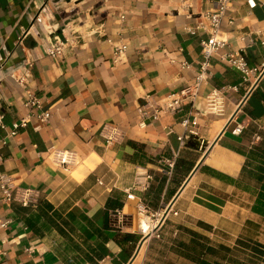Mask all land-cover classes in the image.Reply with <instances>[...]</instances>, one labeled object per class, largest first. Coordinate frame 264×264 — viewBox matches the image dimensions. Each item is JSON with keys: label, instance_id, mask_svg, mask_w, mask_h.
I'll return each mask as SVG.
<instances>
[{"label": "crops", "instance_id": "1", "mask_svg": "<svg viewBox=\"0 0 264 264\" xmlns=\"http://www.w3.org/2000/svg\"><path fill=\"white\" fill-rule=\"evenodd\" d=\"M215 1L0 0V169L39 193L35 206L0 193V221H10L0 226V264H198L181 253L195 233L239 260L240 249L250 256L254 243L264 246V0L232 1L222 23L228 45L214 56L195 103L140 126L145 97L160 99L195 77L204 13ZM38 14L43 23L33 24ZM65 25L66 54L51 58L43 45ZM122 42L128 48L115 61ZM241 49L263 69L256 82L244 83L224 58ZM27 90L52 116L47 123L32 117L12 135L29 112ZM214 91L217 111L208 107ZM105 124L122 133L111 145L100 135ZM50 147L76 151L80 163L55 165ZM140 203L172 211L161 237L144 241L134 258L147 221Z\"/></svg>", "mask_w": 264, "mask_h": 264}, {"label": "built area", "instance_id": "2", "mask_svg": "<svg viewBox=\"0 0 264 264\" xmlns=\"http://www.w3.org/2000/svg\"><path fill=\"white\" fill-rule=\"evenodd\" d=\"M233 0H216L215 5L212 9L204 13V17L207 20V24L203 26L207 31V36L201 39L202 46V58L199 62V67L196 71L195 77L188 82L179 91L170 93L160 99H155L150 96L144 98V102L139 105V113L141 116L140 126L145 127L147 125L148 119L151 115L158 116L163 112L178 113L182 111L185 104H194L196 98L199 94L200 87L203 83L207 82L212 74L213 58L216 53L228 45V39L223 35L222 23L227 16V12L231 6ZM43 23L41 14L34 17L33 24ZM68 29L67 25L62 28V36H57L55 41L44 44V52L51 58H64L66 54L67 46L71 40V37L66 34ZM193 32V30H191ZM28 31H24L22 36L19 37L18 45L23 43V40L28 35ZM111 41V40H110ZM128 46L126 43H120L114 48V60L118 61L121 59L123 54L126 52ZM224 58L229 62V64L237 69L241 75L244 83L256 82L263 73V69L257 65H251L250 59L244 50H239L237 52H227L224 54ZM183 67H190L187 62L182 63ZM21 83L24 82V77L19 80ZM232 89H237V86L231 87ZM218 98L219 95L216 91L211 93L208 98V107L211 111H217L218 109ZM24 105L28 109V114L23 117L20 121L14 122L10 130V134L16 135L21 128L28 125L32 117H35L40 123H47L52 116L49 109L43 106L41 98L32 91L27 90L24 98ZM4 113L0 110V127H5L4 123ZM182 124L188 126L190 119L189 117H184L182 119ZM194 135L197 134L195 131H191ZM101 137L105 140L107 145H111L118 141L122 135L119 127L114 125L105 124L100 132ZM186 139V134L179 136V140L184 145ZM5 142V141H4ZM48 156L51 161L59 166L66 169L79 164L80 158L76 151L70 149H64L60 147H50L47 150ZM165 162L174 168V159H165ZM172 171L169 170L168 173ZM102 183V181H100ZM148 184L144 187L147 188ZM0 193L1 197L6 202L17 201L23 206H35L38 202L39 193L33 188H20L14 183V179L5 171L0 169ZM128 196H132L129 194ZM168 205L155 212H149L148 207L144 203H140L138 206V211L140 214L147 219L149 223V229L143 230V238L150 236L155 238L161 237L160 229L165 221L169 212L172 211L170 208L168 210ZM176 214L177 211H174ZM10 221H0L1 227H6ZM2 253L0 252V255Z\"/></svg>", "mask_w": 264, "mask_h": 264}, {"label": "trees", "instance_id": "3", "mask_svg": "<svg viewBox=\"0 0 264 264\" xmlns=\"http://www.w3.org/2000/svg\"><path fill=\"white\" fill-rule=\"evenodd\" d=\"M194 236L195 239L192 241L190 248H188L187 251H182L181 253L186 255L188 258H191V260L197 262L198 264H212V262L206 258V254L211 256L209 259L212 260L214 264H257L254 261L258 260L261 262L264 260L262 258L264 255V250L262 248H264V246L258 242L251 246V251L254 255L247 256V251L240 249V251L244 252L247 257H240L239 260L236 257L237 253H232V251H230L231 249L227 246L221 245L220 248L222 251H218L215 247L206 246L204 242L202 243L200 239H203V237L200 234L195 233ZM240 244L245 249H249L250 245L248 243L241 241Z\"/></svg>", "mask_w": 264, "mask_h": 264}, {"label": "water", "instance_id": "4", "mask_svg": "<svg viewBox=\"0 0 264 264\" xmlns=\"http://www.w3.org/2000/svg\"><path fill=\"white\" fill-rule=\"evenodd\" d=\"M44 6H45V5H44ZM171 206H172V205H169L168 208L170 209ZM169 209H168V210H169ZM149 237H150V236L144 237V238L141 240V244H140L139 248L137 249V252H136L134 258L138 255V253H139V251H140V249H141L142 244L144 243V241H146Z\"/></svg>", "mask_w": 264, "mask_h": 264}, {"label": "rangeland", "instance_id": "5", "mask_svg": "<svg viewBox=\"0 0 264 264\" xmlns=\"http://www.w3.org/2000/svg\"><path fill=\"white\" fill-rule=\"evenodd\" d=\"M142 219L144 220L145 218L142 217ZM143 223H144V221H143ZM239 255H240L241 258L247 257L244 252H240ZM254 262L257 263V264H260V261H258V260L254 261ZM248 264H250V263H248Z\"/></svg>", "mask_w": 264, "mask_h": 264}, {"label": "bare ground", "instance_id": "6", "mask_svg": "<svg viewBox=\"0 0 264 264\" xmlns=\"http://www.w3.org/2000/svg\"><path fill=\"white\" fill-rule=\"evenodd\" d=\"M142 229H149V223L147 221H144Z\"/></svg>", "mask_w": 264, "mask_h": 264}]
</instances>
